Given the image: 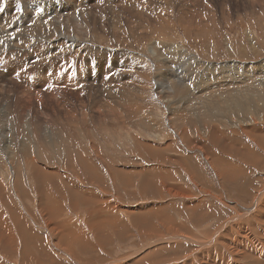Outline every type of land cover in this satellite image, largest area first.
Wrapping results in <instances>:
<instances>
[{"label": "rangeland", "instance_id": "obj_1", "mask_svg": "<svg viewBox=\"0 0 264 264\" xmlns=\"http://www.w3.org/2000/svg\"><path fill=\"white\" fill-rule=\"evenodd\" d=\"M43 1L42 13L65 9L64 0ZM77 2L97 21V37L86 51L84 41L79 51L56 49L55 60L73 71L83 50L93 66L112 68V55L120 66L132 62L116 90L131 109L103 115L101 103L81 93L103 87L96 68L87 86L72 71L46 78L56 80L51 101L40 98L48 90L32 60L20 61L28 79L12 83L0 70V102L14 107H0V264H264V0ZM120 12L128 27L117 22ZM3 41L5 66L18 59L14 40ZM169 81L183 98L160 91ZM41 106L44 123L28 116ZM32 155L47 181L35 180Z\"/></svg>", "mask_w": 264, "mask_h": 264}, {"label": "bare ground", "instance_id": "obj_2", "mask_svg": "<svg viewBox=\"0 0 264 264\" xmlns=\"http://www.w3.org/2000/svg\"><path fill=\"white\" fill-rule=\"evenodd\" d=\"M2 1L6 2V5L5 7L3 8L4 5H1L0 4V24L2 26H0V33L2 34V36L0 37V41L1 39H3L4 41V45H9L10 44V41L11 40H14L13 41V48L12 50L10 51L11 53V56H15L16 59L18 60H12L10 57V59H7L8 62H6L5 66L3 65V63L0 62V66L2 65V67H0V70L3 69L5 67V69L3 70V72L5 70H7V72L5 71V76L4 77H7L12 83V79L14 76L15 78L17 79H20L18 77H26L27 78V73H20L21 69L22 68V65L20 63V61H23L22 58H25V59H29L30 61L32 60L35 64H34V70L33 72H36L37 73H40L38 75L41 76L40 78V82L44 83V85L47 86V94L46 93H43V90H42V93L40 92V98L42 100H47V101H51V97L53 98V96L55 97V95H57V89L53 88V86L51 85L52 83H54V78H53V82L51 84H49V82L46 80V78H52L53 76H57L56 79H62L68 72L72 71L71 68L69 66H67V64H65L64 62H59L61 61V59L59 61H56L55 58H56V54L54 51L57 49H59L60 47L64 48H69V47H77V50L79 51L78 47H79V43L80 41H84V50H88V46L90 45V41L92 39H95L97 37V29H98V23L97 21L90 15L87 14V16H84V13H83V10H81V4L77 2V0H64L65 4H64V7L65 9L64 10H61V13H57L55 15L54 13V16L53 14H49V13H42L40 10H42V4H44L43 0H0V3H2ZM19 1L23 2L22 4H24L23 8L25 10V12L21 13V10H22V6L19 3ZM46 1H52V0H46ZM84 2V1H83ZM144 2V1H143ZM47 3V2H46ZM69 3V5H67ZM143 5V4H142ZM208 5V4H207ZM55 7H57L55 4L53 5ZM134 6V5H133ZM214 6V5H213ZM48 7V6H47ZM78 7V8H77ZM136 7V6H135ZM134 7V8H135ZM203 7V6H202ZM49 8V7H48ZM127 8V7H126ZM46 9V8H45ZM87 9V8H86ZM125 9V8H124ZM130 9V8H129ZM127 8V10H129ZM133 9V8H132ZM72 10V12H71ZM85 10V9H84ZM48 11V10H47ZM50 11V10H49ZM86 11V10H85ZM133 11V10H132ZM131 11V12H132ZM60 12V11H58ZM78 12H81L82 14H79L78 15ZM130 12V13H131ZM53 13V12H52ZM136 13V12H135ZM135 13H132L135 15ZM140 13V12H139ZM44 14V15H42ZM160 14V13H159ZM50 15L52 17V19L50 20V22H47L46 20V23L45 24H42L41 26H36L33 23L37 22L38 20L41 21L42 20V23H43V17L45 16H48ZM117 15L121 16L122 18L117 20V22L119 21V24L120 25H124L126 27H128V23L127 21L124 20L123 16L124 14L122 12L118 13ZM137 15V14H136ZM49 16V17H50ZM161 17L163 19H167V17H164V12L162 11L161 12ZM134 17H132L133 19ZM156 18V17H155ZM155 18L153 20H155ZM137 19H139L137 17ZM159 18H157V22L160 21L158 20ZM161 19V18H160ZM37 20V21H36ZM142 20V19H141ZM140 20V21H141ZM38 21V22H39ZM151 22V21H150ZM115 23V24H114ZM113 25H114V28H118V23L114 22L113 21ZM155 25V24H154ZM157 28L158 25H155ZM60 29H62L61 31H59ZM59 31V32H58ZM43 39H48L52 44H55V46L53 48H49L46 46V44L43 42ZM36 40V41H35ZM48 43V42H47ZM82 43V42H81ZM82 46V45H81ZM9 47V46H8ZM12 47V46H11ZM4 48V47H2ZM2 48H0L2 50ZM169 48H171L172 52L175 51V47H172L170 46ZM65 50V49H64ZM63 50V52H64ZM68 50V49H67ZM75 50V49H74ZM169 50V49H168ZM177 50V49H176ZM3 51V50H2ZM70 51V50H69ZM83 51V50H82ZM82 51L80 50V55H78V58L76 56V64L75 65V68L74 70L72 71L73 74H69L71 75V77H74L75 79H79V81L81 82L80 84H76L77 85H81V84H84V86H87L88 85V80H89V77H90V74H91V71L93 68H96V71H99L98 72V75L100 74V76H98L97 78V81H101L103 87L101 88H96V87H93L92 88V91L91 90H88V92H85L87 90H83L81 91L85 93H88L89 96L91 94V97L97 101L98 103H101V106L102 108L101 109V112L103 113V115H107L109 112L111 113H115L118 115V110H120L121 108H124L125 107V110H130L131 109V106L129 104H126L125 106H121L120 103V99L118 98L119 95H120V91L121 89L124 90V86H121V80H122V76L121 75H124V73L128 70V66L132 65V62H127L126 65L124 66H120L122 64V60H121V57H119L118 55H112V56H109L107 58V60H111L115 63V65L113 64V67L112 68H108L106 67L105 63L103 62L102 63H98L96 66H93L91 63H87L86 60H87V54L86 56H84V54H82ZM9 51H5L3 52L6 56H7V53ZM62 52V51H61ZM62 52V53H63ZM0 54V58H5V55ZM9 53V54H10ZM75 53V52H74ZM85 53V52H84ZM67 54V53H66ZM73 54V53H72ZM76 54V53H75ZM74 54V56H75ZM59 55V54H58ZM65 55V53H64ZM63 56V54H62ZM58 57V56H57ZM70 57V56H68ZM126 57V56H125ZM64 58H67V55L66 57ZM64 58L62 60H64ZM72 58V57H70ZM75 58V57H74ZM73 58V59H74ZM59 59V58H58ZM75 60V59H74ZM163 60V59H162ZM193 60V59H192ZM72 61V60H71ZM66 62H69V60H66ZM130 63V64H128ZM26 63H24L25 65ZM59 64H63V69L61 67V65ZM65 64V65H64ZM71 64V63H69ZM232 65V64H231ZM67 67V68H66ZM69 67V68H68ZM119 68L120 70V73H113V70L115 68ZM126 69V70H125ZM9 70V71H8ZM19 70V73L20 74H16L17 71ZM24 70V69H23ZM101 70H106L107 72L104 71L105 75L108 73V77H102L101 76ZM188 70V69H186ZM26 71V70H25ZM32 71V70H31ZM67 71V72H66ZM140 71V70H139ZM243 71V70H242ZM23 72V71H22ZM28 72V70H27ZM65 72V73H64ZM187 72V71H186ZM103 73V74H104ZM190 73V72H189ZM65 74V75H63ZM126 74V73H125ZM129 74V73H128ZM162 74V73H161ZM177 74V73H176ZM74 75V76H73ZM180 76V75H179ZM178 76V77H179ZM189 76V75H187ZM246 76V75H245ZM125 77V76H124ZM67 78V77H66ZM127 78V76H126ZM2 79V78H1ZM28 79V78H27ZM133 79V78H132ZM132 79H129L128 80H132ZM188 79V78H187ZM23 80V79H21ZM73 80V79H72ZM161 80V78H160ZM172 80V79H171ZM177 80V79H176ZM59 81V80H58ZM61 81V80H60ZM71 81V80H70ZM164 81V80H163ZM174 81V80H173ZM181 81V80H179ZM15 82V81H14ZM31 82V81H30ZM114 82H116V85L118 86H114ZM170 82V81H169ZM169 82H165L166 84H162V86L160 85L161 87V90L160 91H169L171 90L172 92L175 93L176 96H180L183 98V96H181L182 92L178 89L177 87L179 86L178 84L176 85L173 84V83H169ZM175 82V81H174ZM177 82V81H176ZM4 83V82H3ZM2 83V84H3ZM29 83V82H28ZM138 82L134 83V84H137ZM144 83V82H143ZM180 83V82H179ZM11 84V83H10ZM107 85L108 87H106L105 85ZM110 84H113L112 86H109ZM140 85V84H139ZM7 86V85H6ZM10 86V85H9ZM13 86V85H12ZM41 86V85H40ZM57 86V85H56ZM101 86V85H100ZM122 87V88H119V87ZM130 86V85H129ZM202 86V85H201ZM205 86V85H204ZM2 87V86H1ZM4 84H3V87L2 89H4ZM32 87H35V84L32 85ZM58 87V86H57ZM191 87V86H190ZM196 87V86H195ZM207 87V86H206ZM9 88V87H8ZM13 88V87H12ZM36 88V87H35ZM44 88V87H43ZM117 88H119V93L116 94V90ZM192 88V87H191ZM2 89H0V93L3 91ZM7 89V88H6ZM4 89V90H6ZM14 89V88H13ZM11 90V91H15V90ZM18 89V88H17ZM84 89V88H83ZM135 89V88H134ZM9 90V91H10ZM36 90V89H35ZM130 90H131V87H130ZM189 90V89H186V91ZM200 90V89H199ZM202 90V89H201ZM8 91V90H7ZM60 91V90H59ZM95 91V94L93 95L92 92ZM207 91V90H206ZM4 92V91H3ZM21 97V93L19 91H17ZM203 92V91H202ZM37 93V92H36ZM60 93V92H59ZM72 93V92H71ZM74 93V92H73ZM185 93V92H183ZM198 93V92H196ZM2 94V93H1ZM15 94V92H14ZM51 97H50V95ZM82 94V95H84ZM115 94V95H114ZM126 94V93H125ZM123 94V95H125ZM187 94V93H186ZM189 94V93H188ZM193 94V93H190L189 96ZM16 95V94H15ZM31 95V94H30ZM34 95H36L34 93ZM61 95V94H60ZM123 95H121L120 97H122ZM1 96V95H0ZM10 96V95H9ZM130 96V95H129ZM188 96V95H187ZM199 96V94L197 95ZM17 97V95H16ZM18 97V98H19ZM23 97V95H22ZM45 97V98H44ZM58 97V96H57ZM61 97V96H60ZM63 97V96H62ZM69 97V96H68ZM125 97V96H123ZM193 97V96H192ZM196 97V96H194ZM84 98V97H83ZM108 98V100H107ZM115 98V99H114ZM126 98V97H125ZM124 98V99H125ZM130 98V97H129ZM24 99V97H23ZM59 99V98H58ZM31 100V98H30ZM57 100V99H56ZM82 100V99H81ZM110 100V101H109ZM184 100V101H183ZM181 100V102H188L189 100H185L183 99ZM70 100H68V103ZM104 101V102H103ZM204 101V100H203ZM22 102H24L22 100ZM31 101H29L30 103ZM36 102V101H34ZM103 102V103H102ZM116 104H114V103ZM124 102V101H123ZM128 102V100L126 101ZM192 102V101H191ZM201 102V101H200ZM199 102V103H200ZM37 103V102H36ZM39 103V102H38ZM62 103V102H61ZM81 103H84V102H81ZM86 103V102H85ZM113 103V104H112ZM203 103V102H202ZM31 104V103H30ZM43 104V103H41ZM40 104V105H41ZM58 104V103H57ZM119 104V105H118ZM174 104V103H173ZM178 104V103H177ZM20 105V104H19ZM32 105H33V102H32ZM61 106V104H58ZM57 105V106H58ZM193 105V104H191ZM198 105V104H197ZM201 105V104H200ZM49 106V105H48ZM52 106V105H51ZM67 106V105H66ZM86 106V105H85ZM180 106V105H179ZM190 106V105H188ZM0 107H4V109H9L10 111H13L14 107L7 103L6 100L5 102H0ZM21 107L22 109H28V106H26L24 103H21ZM33 106H31L32 108ZM37 107V106H36ZM62 107V106H61ZM173 107V106H172ZM200 107V106H199ZM198 107V108H199ZM210 111H213L214 107L212 106L211 103H209V105L207 106ZM17 108V106H16ZM30 108V109H31ZM35 108V107H34ZM33 108V109H34ZM66 108V107H65ZM174 108V107H173ZM19 109V108H18ZM29 109V110H30ZM32 109V110H33ZM37 109V108H36ZM53 109V108H52ZM50 109V110H52ZM72 108H68L67 110L70 111ZM20 110V109H19ZM179 110V109H178ZM2 111V110H1ZM34 111V110H33ZM37 111V110H36ZM34 111L33 114H29L28 116L32 115L33 117H35V121L38 122L39 120H43V123H44V118H43V115H46L48 114V108L47 106H41V109H38V111L36 112ZM54 111V110H52ZM63 111V110H62ZM68 111L65 110V114L68 113ZM177 111V110H175ZM27 112V111H26ZM85 112V111H84ZM121 112V111H120ZM123 112V111H122ZM188 112V111H187ZM196 111H194L193 113H195ZM198 112V111H197ZM28 113V112H27ZM70 113V112H69ZM110 113V114H111ZM176 113V112H175ZM179 113V112H178ZM199 113V112H198ZM1 114V113H0ZM53 114V113H52ZM63 114V113H62ZM86 114V113H85ZM180 114V113H179ZM121 114H119L120 116ZM190 115V114H188ZM46 116H44L46 118ZM49 116V115H48ZM72 116V115H70ZM175 116V115H174ZM202 116V115H201ZM173 117V115H172ZM198 117H200V115L198 114ZM205 116L203 115L201 118L205 120L204 118ZM32 118V117H31ZM50 118V117H49ZM101 118V116L99 117ZM106 118V117H104ZM104 118H101V121L102 120H105ZM200 118V119H201ZM8 119H10V117H8ZM28 119V118H27ZM51 119V118H50ZM199 119V118H198ZM12 120V119H11ZM177 120V119H176ZM203 120V121H204ZM10 121V120H9ZM181 121V120H180ZM200 121V120H199ZM177 122V121H176ZM206 122V121H205ZM1 123V121H0ZM14 123V122H13ZM10 124H12L10 122ZM45 125H48L45 123ZM35 126V124H34ZM51 126V125H50ZM47 127V126H45ZM54 126H52L53 128ZM44 128V127H43ZM51 128V127H50ZM49 128V129H50ZM48 130V129H47ZM46 130V131H47ZM52 131V130H51ZM44 132V131H43ZM49 132V130H48ZM15 132H13L14 134ZM1 134V133H0ZM9 135V134H7ZM11 135V134H10ZM7 136V139L10 140L12 139L11 136ZM17 134H15V139L18 138L16 137ZM17 140V139H16ZM13 141V140H12ZM10 142V144H8L9 146L10 145H14L13 142ZM24 142V141H23ZM28 143H30L28 141ZM28 143H24V144H27V146L29 145ZM16 144H21L20 142ZM23 144V145H24ZM1 146V145H0ZM22 146V145H21ZM149 146V145H148ZM146 147V149L148 150V148L150 147ZM14 147V146H12ZM26 147V146H25ZM28 147H32V146H28ZM144 147V148H145ZM3 151L5 150L4 147H0ZM16 148V146H15ZM23 148V147H22ZM154 148V147H153ZM21 149V148H20ZM25 149V148H24ZM151 150H149L148 152L149 153H153V149H152V146L150 148ZM16 151H19V149H15ZM14 148H13V151H15ZM158 150V149H157ZM12 152V149L10 150ZM10 152V154H11ZM158 153V152H157ZM9 157V161L12 162V164L14 163V161H16V155L15 153ZM31 163H32V166H33V170L35 169V180H38L39 182L42 180L43 182L44 181H47L46 178L49 176L46 171H44V169L40 168V167H35L37 166V162H36V157L34 158V155L31 156ZM37 168V169H36ZM56 171V170H55ZM52 175V174H50ZM55 176V174L53 175ZM52 176V177H53ZM148 176V175H147ZM62 177V175H61ZM51 178V177H50ZM65 178V177H63ZM62 178V179H63ZM119 178V177H118ZM45 179V180H44ZM53 179V178H52ZM94 179V178H93ZM64 180V179H63ZM66 180V179H65ZM58 181V180H57ZM66 182V181H65ZM42 183V182H41ZM3 183L0 182V187ZM43 184V183H42ZM46 184V183H45ZM51 184V183H50ZM49 184V185H50ZM54 184V182H53ZM147 184V183H146ZM47 185V184H46ZM44 187V186H43ZM53 187V186H52ZM45 188V187H44ZM48 188V187H47ZM74 189V188H73ZM52 195V194H51ZM53 196V195H52ZM51 197V196H50ZM52 199V198H51ZM59 203V202H58ZM15 208V207H14ZM59 214V213H58ZM3 224H5L3 222ZM1 225V224H0ZM74 228V227H73ZM100 228V227H99ZM21 229V228H20ZM102 234V233H101ZM26 235V234H25ZM85 240V239H84ZM27 243V242H26ZM29 244V242H28ZM31 244V243H30ZM32 247V246H31ZM83 248V247H82Z\"/></svg>", "mask_w": 264, "mask_h": 264}]
</instances>
